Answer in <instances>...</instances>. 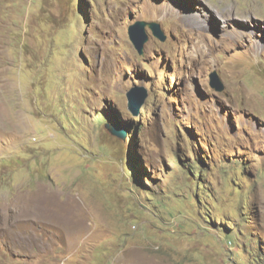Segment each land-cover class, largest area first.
<instances>
[{
  "label": "rangeland",
  "instance_id": "rangeland-1",
  "mask_svg": "<svg viewBox=\"0 0 264 264\" xmlns=\"http://www.w3.org/2000/svg\"><path fill=\"white\" fill-rule=\"evenodd\" d=\"M0 264H264V0H0Z\"/></svg>",
  "mask_w": 264,
  "mask_h": 264
},
{
  "label": "water",
  "instance_id": "water-1",
  "mask_svg": "<svg viewBox=\"0 0 264 264\" xmlns=\"http://www.w3.org/2000/svg\"><path fill=\"white\" fill-rule=\"evenodd\" d=\"M150 28L155 36L160 40H166L167 35L165 34L162 26L157 21H148L138 19L134 23L129 25L128 33L133 41L135 47L140 54H144L145 43L149 39L147 28ZM211 85L217 90L222 91L225 88V83L222 81L216 71H212L210 74ZM128 107L134 115H138L148 97V90L143 85H135L127 92ZM110 131L118 137L125 138L126 131L124 129H117L111 123H108Z\"/></svg>",
  "mask_w": 264,
  "mask_h": 264
},
{
  "label": "bare ground",
  "instance_id": "bare-ground-1",
  "mask_svg": "<svg viewBox=\"0 0 264 264\" xmlns=\"http://www.w3.org/2000/svg\"><path fill=\"white\" fill-rule=\"evenodd\" d=\"M174 9H175V7H174ZM235 33L238 34V35L242 34L241 31H236Z\"/></svg>",
  "mask_w": 264,
  "mask_h": 264
},
{
  "label": "clouds",
  "instance_id": "clouds-1",
  "mask_svg": "<svg viewBox=\"0 0 264 264\" xmlns=\"http://www.w3.org/2000/svg\"><path fill=\"white\" fill-rule=\"evenodd\" d=\"M225 87H226V85H225ZM224 89H225V88H224ZM224 89H223V90H224Z\"/></svg>",
  "mask_w": 264,
  "mask_h": 264
},
{
  "label": "trees",
  "instance_id": "trees-1",
  "mask_svg": "<svg viewBox=\"0 0 264 264\" xmlns=\"http://www.w3.org/2000/svg\"><path fill=\"white\" fill-rule=\"evenodd\" d=\"M109 119V118H108Z\"/></svg>",
  "mask_w": 264,
  "mask_h": 264
}]
</instances>
